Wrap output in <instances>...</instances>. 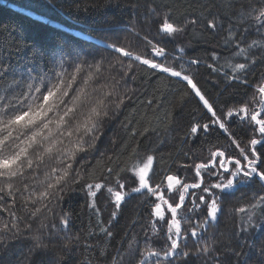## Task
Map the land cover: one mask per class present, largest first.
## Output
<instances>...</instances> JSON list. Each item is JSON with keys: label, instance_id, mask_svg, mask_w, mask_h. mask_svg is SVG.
<instances>
[{"label": "trees", "instance_id": "16d2710c", "mask_svg": "<svg viewBox=\"0 0 264 264\" xmlns=\"http://www.w3.org/2000/svg\"><path fill=\"white\" fill-rule=\"evenodd\" d=\"M7 1L10 4L0 2V53L3 59H10L17 71L32 67L39 71L41 76L45 73L51 76L54 72L66 70L67 80L75 72L73 61L79 56V59L87 64L95 66L99 63L101 72L96 73L95 67L89 69L85 66L77 75L74 89L83 86V79L89 74H92L93 79L87 85V90L93 96L107 93L115 81H120L115 94L106 100L108 115H101L98 119L95 132L98 139L94 141V147L77 153L74 160H69L67 156L45 157L39 169L34 166L35 170L26 173L22 178L23 182L28 183L30 188L40 187L41 182L47 183L46 173H49L51 168L64 167L65 164L71 163L73 175L78 171L87 182H99L113 187L116 186V174L119 172L121 182L126 185L124 191L128 192L131 187L138 186L132 182L131 172L127 171L136 162L137 156L133 155L135 149L141 157L146 154L155 155V183H162L165 189L168 175H174L189 185L202 180L207 183L205 173L196 175L195 165L206 161L210 150L226 147L229 144L227 134L213 126L208 134L200 131L189 135L190 126L197 122H207L210 114H207V109L198 97L186 88V82L165 73L155 72L139 62H132L133 67L127 78L120 80L127 68L122 70L119 65L110 67L115 64L116 57L120 54L114 53L109 45L116 44L135 53L148 54L151 49L146 46L143 37L148 36L158 41L170 53L168 60L173 66L180 63L173 57L183 56L184 67L191 68L195 73L196 81L202 86V90L206 91L210 103L214 102V107H230L252 96L264 76V63H257L253 67L247 85L238 81L229 84L222 75L218 77L206 65L188 63L193 58L207 59L213 48L218 54L228 56V52L216 46V40L212 43L204 42L200 35L202 30L197 28L194 35L191 27L175 37L158 34L160 17L151 15L149 9L158 8L159 13L163 15L170 11L165 6L172 5L178 9L175 15L179 16L185 12H198L200 5H209L212 11L223 14L225 9L220 7L221 2L225 6L234 2L235 10H239L242 4H252L258 8L262 6L261 3L257 0H213L212 4L209 0ZM248 35L252 39L258 38L255 30L250 31ZM179 48H183L184 52L179 53ZM253 51L258 53L259 50ZM122 59L125 65L129 63L128 58ZM156 59L160 61L162 58ZM61 64L64 65L63 69ZM36 74V71L32 73L34 77ZM11 84L10 79L7 82L0 81V94ZM72 94L70 92V95ZM120 98H123L124 103L117 108L116 104ZM230 130L243 141L250 135L235 123L230 125ZM75 139L73 136L72 140ZM84 139L93 143L90 136H85ZM65 147L71 150V144L67 140ZM85 147L87 148V144ZM109 167L113 169L111 175L107 172ZM84 183L85 180H82L79 184L70 185L60 193L61 199H53L49 203L48 208L51 211L44 210L35 218L22 209L18 202L17 215L27 217L20 222L23 238L4 239V246L0 247V264H51L57 258L62 259V264H116L120 255L127 252L129 243H132L133 247L139 246L143 249L147 237H152L156 241L155 247L159 246V241L151 229V224L157 220L152 214V205L158 202L155 197L143 192L132 193L126 204L122 205L117 220L109 225L111 213L115 210L112 198L106 188L97 194L96 205L100 209V216L97 217L88 207L90 198L87 189L83 187ZM20 185L21 181L18 180L16 186ZM190 191L200 194L199 189ZM164 194L169 202L176 198L174 191L165 190ZM254 194L264 195V191H261L258 185H240L239 191L227 197L222 213L218 214V220L206 230L198 231L206 236V242H216L213 247L220 248L221 252H230L231 248L222 246L236 247L237 241L233 238V233L239 234L242 223L248 227L247 216L252 213L251 223L257 226L249 227L240 238V243L246 241L248 245L255 247H244L241 250L248 264H264V257L259 255L260 248L264 245V211H261L264 206L255 209L250 207L254 202ZM186 204L189 208L192 207L190 201L186 200ZM239 208H245L247 211L241 213ZM65 214L70 217V224L59 236L67 232L72 237L78 236L80 240L71 252H62L63 242L49 235L52 224L63 227L59 225V219ZM165 215L169 216L167 212ZM0 217L4 221L9 219L7 212L0 214ZM98 219L110 227L113 232L111 238L99 232ZM194 222L199 223L195 218ZM42 224L49 227L42 228ZM25 225H30V229ZM159 227L157 224L158 229ZM35 235H40L43 243L48 245L46 251L35 249L36 242L30 238ZM194 264H200V261H194Z\"/></svg>", "mask_w": 264, "mask_h": 264}, {"label": "snow or ice", "instance_id": "6c2138e0", "mask_svg": "<svg viewBox=\"0 0 264 264\" xmlns=\"http://www.w3.org/2000/svg\"><path fill=\"white\" fill-rule=\"evenodd\" d=\"M209 2L212 4L213 0ZM257 2L262 6L257 8L252 4H242L239 10H235L234 2L227 6L221 2L220 7L225 9L223 14L212 11L209 5H200L198 12H185L179 16L175 15L178 9L172 5L165 6L170 9L167 14L161 15L158 8H151L149 12L160 17L158 34L175 37L191 27L195 35V30L199 28L202 30L200 35L204 42L212 43L216 40V46L229 53L224 56L213 48L207 59L193 58L189 60V65L204 64L218 77L222 75L229 84L238 81L247 85L253 67L257 63H264V0ZM252 30H255L258 38L249 37L248 33ZM143 40L151 49L148 54L135 53L116 44L109 45L114 53L120 54L116 57L115 64L110 67L119 65L122 70L127 68L120 80L127 78L133 67L132 62H139L155 72L165 73L186 82V88L198 97L207 109V114H210L207 122L191 125L188 134H197L200 131L208 134L215 126L226 133L229 139L226 147L210 150L208 159L195 165L196 175L205 173L207 183L202 180L189 185L174 175H168L165 189L162 183H155V155L146 154L141 157L134 149L133 155H136L137 159L127 171L131 172L132 182L138 186L131 187L128 192L124 191L126 185L121 182L119 172L116 174V186L113 187L99 182H87L78 171L73 175L71 163L65 164L64 167L51 168L50 172L46 173L47 183L41 182L40 187L30 188L22 178L29 170L39 169L45 157L67 156L69 160H74L77 153L94 147V141L98 139L95 135L98 119L101 115H108L106 100L115 94L120 81H115L107 93L93 96L87 90V85L93 79L92 74L83 79V86L78 89H74V84L77 75L85 66L89 69L95 67V72L100 73L99 63L93 66L77 56L73 61L75 72L66 80V70L54 72L51 76L47 73L41 76L39 71L32 67L17 71L10 59H3L0 53V81H12L3 94H0V214L7 212L9 217L7 221L0 217V247L4 246V239L7 237L17 240L23 238L20 222L27 217L17 215L18 202L22 209L35 218L44 210L51 211L48 208L49 203L53 199H61L60 193L66 188L85 180L83 187L87 189L90 198L88 207L97 217L100 216V209L96 205L97 194L106 188L112 198L115 210L111 213L109 225L117 220L122 205L126 204L132 193L143 192L158 201L152 205V214L157 220L151 224V229L159 241V246L155 247L156 241L152 237H147L143 249L139 246L133 247V244L129 243L127 252L120 255L116 264H194V261H200V264H248L241 249L255 245H248L246 241L241 244L240 238L249 227L257 226L251 223L252 213L247 216L248 227L242 223L239 234L233 233V238L237 241L236 247L222 246L231 248L230 252H221L220 248L213 247L216 243L214 240L211 243L206 242V236L198 229L206 230L218 220V214L222 213L227 197L239 191L240 185L254 184L264 191V76L250 98L242 99L230 107H214V102L210 103L206 91L202 90V86L196 81L195 73L191 68L184 67L182 55L173 57L174 60L180 61L178 66H173L168 60L170 53L158 41L148 36H144ZM254 49L259 50L258 53L253 51ZM178 52L183 53L184 49L179 48ZM122 57L128 58L127 65ZM157 57L162 59L157 61ZM61 68H64L63 64ZM34 71L37 73L35 77L32 75ZM70 92L73 94L70 95ZM123 103V98H120L116 107L119 108ZM232 123L250 133L246 141L238 139L230 130ZM73 136L76 137L75 141L72 140ZM85 136H90L93 143H88L84 139ZM65 140L71 144V150L65 147ZM107 172L111 175L113 169L109 167ZM18 180L21 181L19 187L16 186ZM190 189H199L200 194ZM165 190L176 193L172 202L165 197ZM186 200L191 202L192 207L187 206ZM252 200L254 202L250 204L251 208L264 206V195L254 194ZM238 211L244 213L247 210L239 208ZM261 211H264V207H261ZM165 212L169 216H166ZM194 218L199 223H195ZM69 224L70 217L65 214L59 219V225L63 227L51 225L49 235L63 242L62 252H71L73 246L80 242L78 236L72 237L67 232L59 236ZM157 224L160 225L159 229ZM97 226L99 232L106 237L113 236L110 227L105 226L99 219ZM25 227L30 229V225ZM48 227L42 224V228ZM30 238L36 242V250L48 249L40 235ZM259 255L264 257V245L261 246ZM51 264H62V259L57 258Z\"/></svg>", "mask_w": 264, "mask_h": 264}, {"label": "rangeland", "instance_id": "374dc122", "mask_svg": "<svg viewBox=\"0 0 264 264\" xmlns=\"http://www.w3.org/2000/svg\"><path fill=\"white\" fill-rule=\"evenodd\" d=\"M0 2L10 4V2H8L7 0H0ZM13 7H14V6H13ZM179 179H180V178H179ZM190 190H191V189H190Z\"/></svg>", "mask_w": 264, "mask_h": 264}, {"label": "water", "instance_id": "95a60500", "mask_svg": "<svg viewBox=\"0 0 264 264\" xmlns=\"http://www.w3.org/2000/svg\"><path fill=\"white\" fill-rule=\"evenodd\" d=\"M178 178V177H177ZM179 179V178H178Z\"/></svg>", "mask_w": 264, "mask_h": 264}]
</instances>
